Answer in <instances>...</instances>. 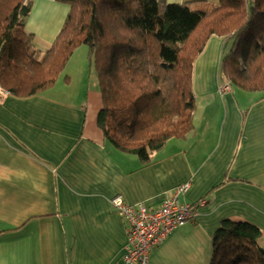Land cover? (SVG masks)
Here are the masks:
<instances>
[{
  "label": "crops",
  "instance_id": "0c3cea01",
  "mask_svg": "<svg viewBox=\"0 0 264 264\" xmlns=\"http://www.w3.org/2000/svg\"><path fill=\"white\" fill-rule=\"evenodd\" d=\"M164 1L191 10L218 3ZM22 2L30 3L24 29L45 52L69 7L56 0ZM221 42L210 37L193 64L192 132L167 141L148 163L114 148L98 128L101 96L86 49L83 65L60 75L58 86L68 90L10 94L0 104V264H126V223L110 199L156 210L185 183L190 187L179 201L204 205L195 222L150 251L151 264H209L213 235L224 221L257 227L264 248V95L218 92ZM214 93L219 97L196 115V100Z\"/></svg>",
  "mask_w": 264,
  "mask_h": 264
},
{
  "label": "trees",
  "instance_id": "16d2710c",
  "mask_svg": "<svg viewBox=\"0 0 264 264\" xmlns=\"http://www.w3.org/2000/svg\"><path fill=\"white\" fill-rule=\"evenodd\" d=\"M56 1L69 12L41 53L24 29L30 3L0 0V87L17 97L36 95L54 85L83 46L101 96L98 128L142 163L192 132V69L210 37L222 40L218 77L230 91L264 95V0H218L206 10L164 0ZM259 237L249 223L222 222L209 264H264Z\"/></svg>",
  "mask_w": 264,
  "mask_h": 264
},
{
  "label": "built area",
  "instance_id": "2783aa9c",
  "mask_svg": "<svg viewBox=\"0 0 264 264\" xmlns=\"http://www.w3.org/2000/svg\"><path fill=\"white\" fill-rule=\"evenodd\" d=\"M230 91L229 84L223 82L218 86L219 93ZM10 93L0 87V104ZM190 184L177 186L164 199L161 207L152 210L143 204L133 206L126 204L121 196L110 199L114 210L126 223L127 241L124 247V262L126 264H151L150 251L161 244L175 229L196 219L198 208L204 205V200L195 205L180 202L179 197L185 194Z\"/></svg>",
  "mask_w": 264,
  "mask_h": 264
},
{
  "label": "rangeland",
  "instance_id": "374dc122",
  "mask_svg": "<svg viewBox=\"0 0 264 264\" xmlns=\"http://www.w3.org/2000/svg\"><path fill=\"white\" fill-rule=\"evenodd\" d=\"M197 4H203L202 2H196ZM84 52H85V48L84 47H78L74 50L72 56L70 57L71 60H69L68 62H70L68 64H66L65 68H64V73L63 75H67V72L73 67L74 63L78 64L79 66H82L83 63H84ZM81 64V65H80ZM58 81H56L53 85V87L51 88V92H57L60 94L59 91H63V90H68L69 87H66V86H58V84H60L61 82H63V77L61 76L60 78L57 79ZM223 83V81H222ZM242 91V90H241ZM241 93H246L245 91L241 92ZM247 94V93H246ZM249 95V94H247ZM199 97V96H198ZM216 97H219L217 95V93H214L212 95H208V96H203L202 98H198L196 100V111H195V114H199V111L200 110H204L205 107H206V101L207 100H214L216 99ZM199 101V102H198ZM241 105H242V113L245 111L246 109V106H245V98L243 100H241ZM213 114L215 116V118H217L218 116L221 115V111L219 108H215L214 111H213ZM192 121H193V125L195 126V120H194V117H192ZM264 249V248H263Z\"/></svg>",
  "mask_w": 264,
  "mask_h": 264
}]
</instances>
